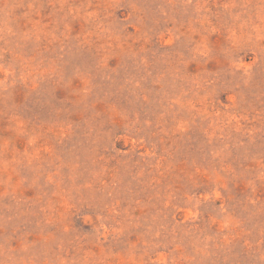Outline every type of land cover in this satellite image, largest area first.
<instances>
[{
    "label": "rangeland",
    "instance_id": "1",
    "mask_svg": "<svg viewBox=\"0 0 264 264\" xmlns=\"http://www.w3.org/2000/svg\"><path fill=\"white\" fill-rule=\"evenodd\" d=\"M0 264H264V0H0Z\"/></svg>",
    "mask_w": 264,
    "mask_h": 264
}]
</instances>
